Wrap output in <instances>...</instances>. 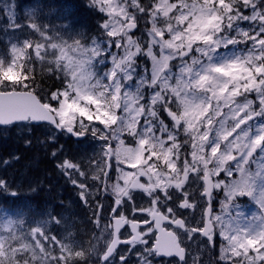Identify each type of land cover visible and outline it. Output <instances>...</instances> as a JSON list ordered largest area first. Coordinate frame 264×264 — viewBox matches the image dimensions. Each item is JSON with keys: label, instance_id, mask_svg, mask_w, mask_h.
Wrapping results in <instances>:
<instances>
[{"label": "snow or ice", "instance_id": "obj_1", "mask_svg": "<svg viewBox=\"0 0 264 264\" xmlns=\"http://www.w3.org/2000/svg\"><path fill=\"white\" fill-rule=\"evenodd\" d=\"M87 6L99 17L96 35L65 39L35 10L25 22L7 5L0 126H49L57 170L82 204L94 205L95 243L76 250L58 240L48 226L61 224L59 214L26 233L9 221L0 264H86L92 255L96 264H132L130 255L136 264H198L185 244L194 237L209 248L219 242L223 264H264V172L253 170L264 164V0ZM37 64L60 86L45 91ZM65 135L99 142V150L67 158L58 143ZM8 190L0 177V191ZM244 197L259 208L247 225L232 215Z\"/></svg>", "mask_w": 264, "mask_h": 264}, {"label": "rangeland", "instance_id": "obj_2", "mask_svg": "<svg viewBox=\"0 0 264 264\" xmlns=\"http://www.w3.org/2000/svg\"><path fill=\"white\" fill-rule=\"evenodd\" d=\"M78 3L74 2H67L64 3L63 0L61 4L59 5L58 9L61 12V14L58 13V10L56 6L51 7L50 9H47L45 11V7L47 6L48 3L40 0H0V27H3L5 24V14L7 11V5L9 4H15L16 5V13H17V18L18 20H24L27 22V13L30 10V7L32 9L30 11H33V8H35V5L39 2L42 5H45L43 7V13H46V16L53 18L54 20L52 22H47L46 25L49 27L50 30H53L55 33L56 30H59V33L64 35L65 39H68L69 35H75L79 31L85 32L87 35L95 36L96 31H97V25L99 24V17L97 16L96 12L89 8L87 5L89 3V0H77ZM84 5V6H82ZM36 13L38 16L41 17L42 12L39 9H36ZM45 11V12H44ZM24 14V16H23ZM241 27L247 28L249 27V23L247 21L242 22ZM35 38V37H34ZM4 38H2L3 40ZM4 50L3 45L0 44V54L1 51ZM138 63L143 65L145 62L143 60H138ZM149 66H150V62ZM46 70H44L41 65L37 64L35 68V74L38 75V72L43 73ZM145 91H147L145 89ZM251 99H255L254 96L250 97ZM260 123H264V120L259 121ZM251 123V122H250ZM17 125V124H15ZM49 129L47 128H41V132L47 133ZM12 136L16 133L15 130L12 129ZM31 133V130H29V134ZM41 137H43L41 135ZM67 138V137H66ZM43 141L46 142V137L41 138ZM61 140L63 141L60 145L65 148L67 145L70 144L71 139L64 138ZM14 141L13 140L9 141V148L12 146ZM90 142V154L89 156H94L96 152H98L97 147L92 148ZM113 146H115V141L112 142ZM97 144V142H95ZM29 146V145H28ZM38 145H35L34 139L31 140L30 148H37ZM43 147L47 151V147H50L47 145H43ZM73 150V153L71 152ZM74 150L77 151V153H74ZM82 149H77L75 148V143H72V146L70 147L68 153L72 157H78V154L80 153ZM80 156V155H79ZM130 170V169H129ZM253 170H259L264 172V164H260L259 161H257V164L253 165ZM6 173L2 174V178L6 179ZM60 177V178H59ZM60 179V183H62L61 186V191L59 192L58 199L57 201L64 203V205L59 206L60 211L57 212L53 208V214H59L63 216V219L67 217L69 212V205H71L73 208H77L76 212L79 211V207L82 206L85 209V212L83 213H76L75 215L79 216V224L76 223L72 218L67 221V222H61L59 227L57 228L56 225H50V228L48 226V231H50L51 234H54L58 240H61L62 243H71V245L76 249V250H87L89 248L90 244H94V235L98 232V229L95 227L93 223V217H92V212L90 211V207H94L92 202L89 203V206H85L80 202V199L77 195V189L72 186L63 175L59 172L58 177ZM237 178V177H234ZM111 183V182H109ZM64 188H67V193L64 194L63 190ZM71 199V200H61L62 198ZM95 195V193H94ZM225 198V194L223 192L220 193L219 196L216 197V201L223 200ZM101 202H104L103 200ZM240 204V207L235 209L232 212V215L236 217L243 225H247L252 217L254 215H257L259 213V208L258 206L250 200V198L244 197V198H239L237 201ZM67 204V206L65 205ZM214 208L217 212H219V203H214ZM44 211V210H43ZM31 212V211H30ZM30 212H18L16 214H6V215H1V217H6L5 219L2 220V224L0 227V235H6L5 228L6 225L9 221L14 222V227H18L21 231V233H26L30 227H36L39 226L40 223L45 220V214L41 216H36L34 217V214L36 210H34L31 214ZM44 213V212H43ZM103 211L101 212V215H103ZM72 217V216H71ZM48 219V216L47 218ZM67 223V224H66ZM71 226H76V231H75V236L72 239V236H69V233L72 232L73 228ZM65 236H69L70 240H67L64 238ZM41 243H44V241H41ZM151 243V240L149 241ZM186 245L189 246V252L191 253L192 257H196L198 264H221L222 261L219 260L220 256V243H217V246L215 248H209L206 247L203 243V239H197L193 238L192 240H185ZM100 245H97L99 247ZM45 247H48L47 244H45ZM127 246H122L119 251L125 249ZM53 255H57L58 251H54L52 253ZM130 259L132 261V264H136V256L135 255H130ZM160 259V258H157ZM97 261V256L92 255L88 258L86 261V264H96ZM166 261V258H165ZM118 264V261H117ZM191 264V262H190Z\"/></svg>", "mask_w": 264, "mask_h": 264}, {"label": "trees", "instance_id": "obj_3", "mask_svg": "<svg viewBox=\"0 0 264 264\" xmlns=\"http://www.w3.org/2000/svg\"><path fill=\"white\" fill-rule=\"evenodd\" d=\"M40 1L48 3L44 8L45 11L53 6H56L58 13L61 14L58 7L62 0ZM63 2L78 3L77 0H63ZM31 9L32 7H30V10ZM34 10L37 11L36 8H33V11ZM41 12V17H43L42 22L44 24L54 20L53 18L46 16V13H43V10ZM36 76L38 80L42 81L41 87H43L45 91L60 86L59 78L57 77L56 79H49L46 71L43 73L38 72V75ZM41 128H44V126L31 127L30 137H28V128L25 130L24 134V127L22 124L0 128V177L2 174L6 173V180L9 184V190L7 192L0 191V227L3 219L1 215L16 214L20 211H31L29 213L31 214L34 210H36L34 214V217H36L41 216L46 212L52 213L53 209L59 212V206L63 205L62 202L57 201L60 190V177L57 178L59 175V171L56 167L57 161L49 154L51 148L47 147V142L41 139L43 137H47L48 135L45 134V132H41ZM12 129L16 131L14 136H12L13 133H11ZM41 135L43 137H41ZM66 137L68 136L65 135L60 137L58 143L61 144L63 142L61 138H64L65 142V139H67ZM13 138V144L9 148V141L13 140ZM32 139H34L35 145H38L37 148L31 149L29 147L30 145H25V140ZM72 143L73 142L71 141L69 145L63 148L67 158L70 159L73 157L70 155V153H68V151L72 146ZM41 145H45L47 147V156H42L41 152H37ZM71 152L73 153V150H71ZM14 156H18L19 160L11 159ZM8 159H10V163L5 165L4 161ZM13 192L15 195L11 194ZM66 192L67 188H64V194H66ZM78 212L81 214L85 212V209L80 206ZM75 214L72 215L68 213L67 217L61 222H67L72 218L77 224L80 225L78 221L79 216ZM56 227L58 228L59 226ZM221 264H223V262H221Z\"/></svg>", "mask_w": 264, "mask_h": 264}, {"label": "flooded vegetation", "instance_id": "obj_4", "mask_svg": "<svg viewBox=\"0 0 264 264\" xmlns=\"http://www.w3.org/2000/svg\"><path fill=\"white\" fill-rule=\"evenodd\" d=\"M36 126V125H35ZM43 126H44V128H48L49 129V126L48 125H46V124H43ZM47 134H48V131H47ZM67 138H69V139H71V141L73 142V143H75V148H79V149H82L81 151H80V153L78 154V157L77 158H79V157H82V156H89V154H90V142H79V141H77V139L75 138V137H67ZM126 143H127V141H126ZM91 147L92 148H96L97 147V150H99V142H97V144H95V142H92V144H91ZM38 153L39 152H41V155L42 156H47V151H46V149L43 147V145L41 146V148L37 151ZM74 153H77V151H75L74 150ZM80 155V156H79ZM111 174V173H110ZM61 186H62V182L60 183V190H59V192L61 191ZM63 192H64V190H63ZM104 201V203H106V200H103ZM62 203H63V201H62ZM76 210H77V208H72L71 209V214L72 215H74L75 214V212H76ZM125 215H128V213L126 212L125 213ZM137 215H140V214H137ZM47 218V214H45V219ZM143 226V225H142ZM72 228H73V230H72V232H71V236H72V239L74 238V236H75V231H76V226H71ZM164 227H167V225L165 224L164 225ZM123 231V230H122ZM158 235V232L157 231H154V236H157ZM64 238H66L67 240H70V237L67 235V236H65L64 235ZM122 239H123V237H122ZM151 243H154V240H151ZM186 244V243H185ZM123 246V245H122ZM121 246V247H122ZM124 246H127V245H124ZM187 248H188V250H189V246L187 245ZM190 251V250H189Z\"/></svg>", "mask_w": 264, "mask_h": 264}, {"label": "bare ground", "instance_id": "obj_5", "mask_svg": "<svg viewBox=\"0 0 264 264\" xmlns=\"http://www.w3.org/2000/svg\"><path fill=\"white\" fill-rule=\"evenodd\" d=\"M62 183H63V182H62ZM67 192H68V191H67ZM67 192H66V193H67ZM61 200H66V201L68 200V201H69V200H71V199L62 198ZM63 205H64V203H63ZM65 205L67 206V204H65ZM61 206H62V205H61ZM72 208H73V207H72L71 205H69V212H71V209H72ZM75 213H76V212H75Z\"/></svg>", "mask_w": 264, "mask_h": 264}, {"label": "water", "instance_id": "obj_6", "mask_svg": "<svg viewBox=\"0 0 264 264\" xmlns=\"http://www.w3.org/2000/svg\"><path fill=\"white\" fill-rule=\"evenodd\" d=\"M33 123H34V122H33ZM164 224H165V223H162V225H161V226H162V227H164ZM122 230H123V229H122ZM157 232H158V235H157V236H160V237H161V239H163V236H162V234H161L159 231H157ZM119 247H120V246H118V248H119ZM117 250H118V249H117Z\"/></svg>", "mask_w": 264, "mask_h": 264}]
</instances>
